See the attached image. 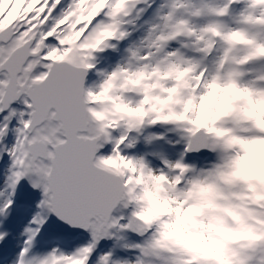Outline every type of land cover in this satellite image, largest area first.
I'll list each match as a JSON object with an SVG mask.
<instances>
[{
	"label": "snow or ice",
	"instance_id": "obj_1",
	"mask_svg": "<svg viewBox=\"0 0 264 264\" xmlns=\"http://www.w3.org/2000/svg\"><path fill=\"white\" fill-rule=\"evenodd\" d=\"M153 3L0 0V264H198L163 239L170 216L143 213L152 198L187 206L192 190L224 178L229 165L209 164L224 158L225 139L120 109L139 107L136 78L161 69H187L197 92L210 82L264 90V0H160L133 39ZM106 52L117 59L100 68ZM244 119L236 110L217 127L235 134ZM141 140L146 151L130 153ZM160 141L174 155L152 148ZM197 154L207 163L186 159ZM256 231L235 264H264Z\"/></svg>",
	"mask_w": 264,
	"mask_h": 264
},
{
	"label": "clouds",
	"instance_id": "obj_2",
	"mask_svg": "<svg viewBox=\"0 0 264 264\" xmlns=\"http://www.w3.org/2000/svg\"><path fill=\"white\" fill-rule=\"evenodd\" d=\"M230 39L238 45L249 42L241 34ZM256 53L264 56V49L257 48ZM188 76V70L181 68L161 69L136 78L134 86L141 88V104L120 111L135 117L154 111L178 122L205 127L217 138L225 139L222 156L230 158L218 157L209 167L217 163L229 166L223 170L224 178L192 190L187 206L152 198L150 210L143 215L146 219L161 213L170 216L163 239L189 254L194 262L235 264L238 246L258 239L256 230L264 228V95L258 94L264 90L254 92L246 86L210 82L197 92V86L186 81ZM101 95L106 98L107 90ZM236 110L245 119L235 134H230L234 127L231 123L217 127L221 118Z\"/></svg>",
	"mask_w": 264,
	"mask_h": 264
},
{
	"label": "rangeland",
	"instance_id": "obj_3",
	"mask_svg": "<svg viewBox=\"0 0 264 264\" xmlns=\"http://www.w3.org/2000/svg\"><path fill=\"white\" fill-rule=\"evenodd\" d=\"M142 25H143V23H140V26L135 27L136 30L133 32L135 38L141 34V32H139V31L143 29ZM124 46L125 45L122 42L121 48H123ZM117 56H118L117 53H112V52H106V53L100 54V56H99L100 63L98 64V67L104 68V67L108 66L111 61H114L117 59ZM90 79H95V77L90 76ZM151 131H154L157 133H162L165 137V140H170V139L174 140L176 138L175 134L172 133L167 126H156L154 129H151ZM146 134L147 133H145V135ZM177 147H179V146H177ZM152 148H156V149L163 148L166 151V154H168V155H174V153H175V149L172 147H169L168 144H166L164 141H160L159 143L153 144ZM145 151H146V146L142 140H141V142L137 143V145L135 146L134 149L129 150L130 153H136V154L144 153ZM148 159L154 165L159 164V161L155 160L153 157H148ZM188 160L192 163H195L198 167L201 166L200 162H201L202 158H200L198 155L189 156ZM206 163H207L206 161L202 162V164H206ZM25 196H26V189H22L21 195L19 197V198L23 199V200L21 199V201L24 202ZM18 203L23 204L19 201V199H18ZM21 212L23 215H25V216L27 215L26 211H24L23 208L21 209ZM14 217H15V214H14Z\"/></svg>",
	"mask_w": 264,
	"mask_h": 264
},
{
	"label": "bare ground",
	"instance_id": "obj_4",
	"mask_svg": "<svg viewBox=\"0 0 264 264\" xmlns=\"http://www.w3.org/2000/svg\"><path fill=\"white\" fill-rule=\"evenodd\" d=\"M158 3H160V0H155V3L152 4V7L146 9V11H145V12L143 13V15L141 16L140 20H137V21H136V26H140V23H143L145 20H147V19L150 18L151 14H152V12H153V9L156 7V5H157ZM136 26H135V27H136ZM142 31H143V29L140 30L139 32H142ZM133 39H135V37H134V33H133ZM188 158H189V157H187L186 159H188ZM203 161H204V160L202 159L201 162H200V165H203V164H202Z\"/></svg>",
	"mask_w": 264,
	"mask_h": 264
}]
</instances>
